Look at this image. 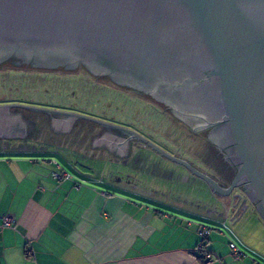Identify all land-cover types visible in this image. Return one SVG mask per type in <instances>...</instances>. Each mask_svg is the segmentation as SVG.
I'll use <instances>...</instances> for the list:
<instances>
[{
	"label": "water",
	"instance_id": "obj_1",
	"mask_svg": "<svg viewBox=\"0 0 264 264\" xmlns=\"http://www.w3.org/2000/svg\"><path fill=\"white\" fill-rule=\"evenodd\" d=\"M7 60L14 69L82 65L182 121L184 110L198 113V127L224 118L237 165L225 186L130 127L21 103L0 104L1 137L17 131L10 107L47 114L55 130L77 119L113 128L126 134L120 142L142 143L264 221V0H0V64Z\"/></svg>",
	"mask_w": 264,
	"mask_h": 264
},
{
	"label": "crops",
	"instance_id": "obj_2",
	"mask_svg": "<svg viewBox=\"0 0 264 264\" xmlns=\"http://www.w3.org/2000/svg\"><path fill=\"white\" fill-rule=\"evenodd\" d=\"M166 139L162 134L157 144L198 164L191 154L175 153ZM93 145L70 155L49 144L0 143V216L13 217L8 225L0 217V264H251L250 257L239 262L230 255L221 221L264 255V238L257 243L249 237L258 227L264 237V221L252 205L239 211L235 200L214 194L202 179L142 143ZM55 151L84 172L91 173L79 165H89L107 182L77 187L82 177L74 173L54 179L52 170L68 169ZM46 153L54 156L35 157ZM98 161L100 169L93 166ZM120 165L126 171L119 176L112 166ZM189 184L196 187H184Z\"/></svg>",
	"mask_w": 264,
	"mask_h": 264
},
{
	"label": "rangeland",
	"instance_id": "obj_3",
	"mask_svg": "<svg viewBox=\"0 0 264 264\" xmlns=\"http://www.w3.org/2000/svg\"><path fill=\"white\" fill-rule=\"evenodd\" d=\"M26 70L25 72L21 69H14V68H4L0 67V83L1 82H7L5 85L0 84V98H6V97H18L22 99H32L37 102H47L49 104H61V105H73L76 107L83 108V110H88L91 112H97L102 113L105 115H111L113 117V121L116 124H120L123 126L130 127L137 132L141 133L142 135L148 133L147 136L151 137L153 142L160 143L157 138V135L149 134V132H146L144 127L139 125L137 123V120L140 118L138 116V109L142 108V111H144L145 106L144 98H134L130 97L128 98V101L126 105H124L123 109H119L115 106H112L111 103H108L106 101H99L96 102V96L97 94L101 92V89H99V86L96 84H91L84 80L81 75H78L76 72H62L56 73L50 71L44 72L45 70L41 71L39 73H35L34 70ZM27 72V73H26ZM27 80L28 85L21 84L23 81L25 82ZM31 84V85H29ZM103 93H107V90L102 87ZM113 92V91H112ZM111 92V93H112ZM118 100L121 102L122 99H127L123 94H118ZM116 96V97H117ZM132 96V95H131ZM137 107H139L137 109ZM56 109V108H54ZM64 110V109H61ZM147 110L144 111L143 114H145ZM77 112V111H76ZM141 115L142 117L144 115ZM88 115V114H87ZM140 115V114H139ZM155 115V116H154ZM152 116L153 125H155L156 129L155 131L163 134L167 139L165 141H168L171 145H173V151L175 153H179L181 155H187V153L190 155V158L195 162L198 163L197 165L203 167L207 172L215 173V165L212 163L211 155L209 154L208 148H206V145L204 143H196L197 138L193 137L191 134H188V130L185 129V125L181 124L182 129L180 128V125L176 123L173 119H170L169 117L166 118V120H161V114H154ZM160 119V120H159ZM112 121V122H113ZM166 121V122H165ZM75 124L74 129H71L67 135H73L75 134L79 126L77 127L76 121L73 122ZM72 123V126H73ZM177 127V128H176ZM73 128V127H71ZM38 129V128H37ZM177 129V130H176ZM64 131V130H63ZM68 131V130H65ZM38 130H36L32 137L37 136ZM187 136H186V134ZM65 134V135H66ZM155 134V133H154ZM183 136V138H182ZM185 136V137H184ZM159 137V136H158ZM92 139V137H91ZM90 139V141H91ZM22 142V141H21ZM20 143V142H19ZM22 143H30L29 140L23 139ZM42 144V143H40ZM95 143H89L92 145ZM93 147L96 148L95 145ZM175 147V148H174ZM168 151V150H167ZM52 157L53 154H43V155H36V158L40 157ZM165 159V158H164ZM169 163H174L170 160H166ZM102 165L100 161H98L96 164L93 163V166L100 169L102 168ZM178 165V164H177ZM203 165V166H202ZM214 165V166H213ZM84 170H88L91 173H94V169L92 167L79 165ZM114 169L112 171H117L118 175L125 174V168L120 165L118 170H116L115 166H112ZM109 169V167L106 168V171ZM191 186L196 187L195 185H187L184 187L191 188ZM230 224V222L228 221ZM232 225V224H230ZM222 230V227L220 228ZM261 230L260 227L257 228L258 233L256 232V235L252 233L249 237H251V240L254 239V236L257 239V243L264 238L262 237L261 233L259 232ZM250 231V230H245ZM227 240V239H226ZM255 240V239H254ZM227 242V241H226ZM262 242H264V239H262ZM239 262H242V260H237Z\"/></svg>",
	"mask_w": 264,
	"mask_h": 264
},
{
	"label": "trees",
	"instance_id": "obj_4",
	"mask_svg": "<svg viewBox=\"0 0 264 264\" xmlns=\"http://www.w3.org/2000/svg\"><path fill=\"white\" fill-rule=\"evenodd\" d=\"M0 65H3V67L9 66V67L14 68V65L11 62V60H7L5 62H2V64H0ZM19 66L22 67L20 69L23 70L24 72L26 71V70H24L25 68H27V70L28 69L34 70L35 73H39L40 70L43 71V69H44V68L30 67L29 65H26V64H21ZM44 70H47V71H44L45 73L46 72L49 73L50 71L56 72V73H61L60 70L63 71V68L58 67L55 69H44ZM75 70H76V73L78 75H81V77L84 80H86L87 82H89L91 84L93 83V84L98 85L99 89H101V92L99 93V95L97 94V96H96V99H95L96 102L104 100L108 103H111V105L113 103L112 106H115L119 109H123L124 108L123 106L126 105L127 102H129L128 98L134 97V98L138 99L140 97L143 98L142 96H146L141 91H138V90H135V89H132L129 87L118 85V84L114 83L113 81H111L108 77H99V76L93 75L86 68H84L82 65H79ZM7 82H11V81H7ZM7 82H1L0 84L5 85V84H7ZM25 83H26V85H28L27 80L25 82L23 81V83H21V84L23 85ZM29 85H31V84H29ZM102 87H104V89L107 90V93H103L104 91L102 90L103 89ZM116 93L123 94V96H125L127 99H122V101L120 102L118 100V96ZM144 100L146 101V102H144V103H146V104H144V106H145L144 109L147 111L145 112V114H143L145 110L142 111V108L138 109L139 107H137V109H138L137 114L140 117L137 120V123L139 125H141L142 127H144L145 130H147L146 132H149V134H153V136L157 135V133L160 134V135H157V138L161 140L162 134L155 131L156 126L153 125V123H155V121H153L152 116L154 114H157V113L162 115L161 120H166V118L169 117L170 119H173L176 123H178L180 125V128L176 127L177 129H180V130L182 129V127H181L182 123L180 121H178L176 118H174L171 115V113L162 104L161 105L163 106V108L159 109L157 107V104L159 102H156L157 103L156 104L155 100H153V99L150 101L149 100L147 101L144 98ZM0 103H21V104L40 106V107H48V108L64 109V110H69V111H77V112H80V113H83L86 115L88 114L90 116L97 117V118H100V119H103L106 121H110V122L113 121V117H114L111 115H105L102 113L83 110V108L76 107L73 105L49 104L47 102H37V101L32 100V99H22V98H18V97L0 98ZM31 112H33V114H37V118H38L37 119V122H38L37 134L38 133L39 134L34 137V141L36 143H43V144H49V145H53V146H59L60 148H62V150H64L66 153H68L70 155H71V152L73 150L82 149L83 151H86L88 149L92 135L99 133L102 129V126H100L99 124L80 119L76 123L77 127L79 126V129L75 134H73V135H70V134L67 135L66 134L65 135V134L54 133L49 128L48 117L45 113L39 112V111L38 112L37 111H31ZM142 114L144 115L143 117L141 116ZM113 123H114V121H113ZM185 129H186V127H185ZM146 134L148 135V133H146ZM185 134H186V132H185ZM143 135L145 137L149 138L150 140H153L151 137H149L145 134H143ZM186 136H187V134H186ZM182 138H183V136H182ZM67 167H68V169L71 170V168L68 165H67ZM205 238L206 237H203L201 239L200 244H202V249H200V250H204L205 244L203 241Z\"/></svg>",
	"mask_w": 264,
	"mask_h": 264
},
{
	"label": "flooded vegetation",
	"instance_id": "obj_5",
	"mask_svg": "<svg viewBox=\"0 0 264 264\" xmlns=\"http://www.w3.org/2000/svg\"><path fill=\"white\" fill-rule=\"evenodd\" d=\"M166 109L171 113L174 118L178 119V121L185 124V127L188 130V134H191L193 137L198 139L196 143L199 142L204 143L206 145V148H208L209 154L211 155L212 163L215 165H213L215 167V173H211L210 175L219 180L222 185H229L235 175L237 164L235 163V157L233 151L231 150L232 142H230L227 136V120L224 118H217L213 123L208 124L207 126L198 127V122H200L203 118L198 113L186 109L183 111L184 121H182L180 118L175 117L169 108L166 107ZM31 111L33 110L19 107H10L7 110L5 117L11 124L15 122L16 126L14 129H16L17 131L15 130L16 134L8 138L1 137L0 135V143H22L23 139L29 140L30 143H36L34 141V137L32 136L34 135L33 133L37 130L38 118L37 114H33V112ZM47 117L49 128L54 133L66 134L71 129H74L75 124L73 123V126H71L73 128L70 127L68 131L61 130L63 129L62 126L58 127V129L55 130L51 126L50 116L47 115ZM78 120L79 119L75 121L77 122ZM122 138H126V134H124L123 132H120L113 128L102 126V129L99 133L92 135L90 143H115L116 139ZM127 143L140 142L134 139H130L127 140ZM195 165L196 167L201 168V166L197 164Z\"/></svg>",
	"mask_w": 264,
	"mask_h": 264
},
{
	"label": "built area",
	"instance_id": "obj_6",
	"mask_svg": "<svg viewBox=\"0 0 264 264\" xmlns=\"http://www.w3.org/2000/svg\"><path fill=\"white\" fill-rule=\"evenodd\" d=\"M54 153L56 155H59L60 158L64 159L66 165H68L71 168V170H67V169L52 170L51 176L54 179L56 180L72 179L74 173L82 177L76 181L77 187L84 184L88 180H93L97 184H104L107 182L103 174L96 175L94 173L84 172L80 168H77V166H75L72 161L66 159V157H64L63 154L58 153L57 151H55ZM52 161L54 162L55 165L61 166V164L58 162L57 159H53ZM0 217L3 225H8L11 222H13V217L9 214H3ZM220 225L229 237L228 246L230 250V255L234 259L239 260L244 257H250L251 264H264V255L260 254L255 249L246 245L236 234V232L231 228V226L226 224L224 221H221ZM199 233L205 236L208 233V229H206V227H203ZM198 248L202 249V244H199Z\"/></svg>",
	"mask_w": 264,
	"mask_h": 264
}]
</instances>
